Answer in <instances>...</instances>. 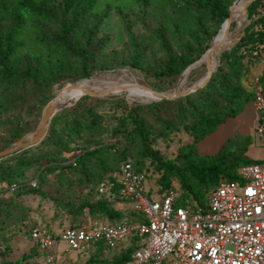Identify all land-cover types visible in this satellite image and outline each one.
I'll list each match as a JSON object with an SVG mask.
<instances>
[{
	"label": "trees",
	"instance_id": "16d2710c",
	"mask_svg": "<svg viewBox=\"0 0 264 264\" xmlns=\"http://www.w3.org/2000/svg\"><path fill=\"white\" fill-rule=\"evenodd\" d=\"M263 1L257 0L249 7L250 18L257 14L258 8L263 7ZM96 6V0H0V115L14 117L20 122V115L24 113L26 104V114L35 116L39 114L40 108L37 104L30 106V103L44 100L56 84L89 79L97 69H113V64L102 59L108 41L99 39V32L106 15L102 17L94 12ZM200 6L209 10L212 19L223 25L231 15L233 2L203 0ZM31 20H34V24L28 26ZM254 24L259 25L258 30H255ZM30 27L33 36L29 34ZM245 32L238 48L251 45L252 48L256 47L255 54L258 55L259 51L264 50V14L255 23L247 26ZM207 33L208 28L201 22L197 23L191 31L193 40L186 43L181 51H175L166 29L160 27L156 35L163 62L158 66V77H173L186 73L187 69L196 64L211 48L204 49L199 54L196 52L201 35ZM129 36L134 48L130 65L142 69L147 60V48L133 38L130 30ZM249 52L253 54L254 49ZM249 72L250 69L243 63L242 57H238L234 52L229 60L218 66L211 81L203 89L175 100L134 104L127 117L119 119V125L111 130L112 135L121 137L127 145L112 140L101 142L95 148H92V145L86 146L84 150L78 149L79 153L74 155V162L54 164L47 171L56 172L66 168L74 170L84 188L98 195L96 186L112 173L119 171L127 157L133 158L130 147L138 145L139 154L143 158H133L135 166L149 178L145 163L150 161L160 175L157 181L159 194L174 189L173 183L177 181L185 197L192 199L198 207L206 208L209 193L221 181H237L240 167L259 163L247 156V150L252 144L251 137L243 138V145L239 144L240 139L236 137L230 139L216 155L202 156L198 151L199 143L215 133L228 120L237 118L249 104H254L256 87H247L243 83V77ZM258 79L264 87V72ZM128 97L130 98L129 95ZM109 131L104 117L95 108L76 111L71 119L65 122L56 115L47 137L40 145L14 153L0 161V183L19 193L27 191L33 195L49 197L40 187L44 175L37 179L35 185L20 183L19 179L25 172L40 160V157H28L27 153L36 148L45 153L51 148L60 154L68 153L74 150L71 146L77 140L85 136L99 139ZM11 132L16 142L29 134L22 133L20 124L14 126ZM180 132L187 133L192 138V143L182 146L174 159H166L155 149L154 143L158 140L167 141ZM114 160L118 161L116 169L111 165ZM95 166L102 170L99 177L93 170ZM49 198L57 201L55 197ZM3 202L0 199V214ZM120 203L122 201L119 199L108 201L100 198L97 202L83 203L74 212L82 214L88 209L92 217L101 216L107 219V224L110 225L135 217L143 220L142 216L132 212L123 213L117 209L116 205H121ZM76 225L77 223H72L69 226ZM137 240L139 238L134 237L131 244L120 251V257L112 264L129 263L137 249ZM34 248L35 254H41L36 244ZM89 251L93 254L89 262L95 263L97 256L113 250L101 243L91 246L87 252ZM6 252H0V256L5 257ZM33 257L34 253H30L24 255L17 263L4 261L3 264L30 263ZM103 262L110 263L105 260Z\"/></svg>",
	"mask_w": 264,
	"mask_h": 264
},
{
	"label": "rangeland",
	"instance_id": "374dc122",
	"mask_svg": "<svg viewBox=\"0 0 264 264\" xmlns=\"http://www.w3.org/2000/svg\"><path fill=\"white\" fill-rule=\"evenodd\" d=\"M58 2L60 0H57ZM97 6L94 8L99 16H105L102 27L99 32V39L108 41L102 59L104 62L113 64V69H97L89 79L94 78L100 81H113L121 84H138L152 89L153 91L162 94H174L176 92L187 90L201 82L207 75V65L204 53L201 56L202 63H196V67L190 73H183L180 76L159 78L157 75L158 66L163 62V54L159 39L157 38V30L160 27L166 29L168 36L172 42L175 51L181 49L193 40L191 31L196 27L197 23L201 22L208 28V35L202 34L197 47V54L202 50L212 46L214 39L220 33L223 25L212 19L209 10L200 6L203 0H96ZM233 5L235 2L243 0H231ZM257 1V0H256ZM247 0L245 1V3ZM263 7L258 8L257 14L250 18L249 10L246 13L244 9L243 25H251L264 14ZM238 4L234 10L238 8ZM246 13V14H245ZM233 18V17H232ZM34 20H31L28 26H32ZM240 21H232L231 35L236 37L240 35L244 27L238 29ZM255 30L259 29V25L254 24ZM129 30L136 41L142 42L147 48L146 62L142 69H136L130 65L133 60L132 55L134 48L131 45ZM236 32V33H235ZM233 33V34H232ZM33 36L32 27L30 33ZM240 41L231 47L220 50L217 53L219 65L224 64L230 59L234 52L238 57H242L243 63L249 67L250 72L243 77V83L247 87H254L258 77L264 72V50L259 51L256 55V47L247 46L238 48ZM250 49H254V53L250 54ZM61 56V55H60ZM66 58V56H61ZM212 63V61H211ZM119 72V73H118ZM120 74V75H118ZM88 79V78H87ZM86 80L80 79L77 82L65 81L56 84L50 89L48 96L37 103L32 101L30 106L38 105L40 108L39 114L29 116L26 114L28 108L24 105V113L20 115L21 121L18 122L13 118L0 115V152L10 148L16 140H13L11 129L17 124L21 125L24 135L35 131L40 123L44 108L52 101L62 89L69 84H78ZM121 85L111 86L116 88ZM129 94L112 95L105 98L83 97L76 105L68 107L60 111L57 115L63 119V122L71 119L76 111H81L88 108H95L103 117L104 123L108 126L109 132H106L99 139L85 136L83 139L77 140L72 144L71 152L60 154L51 148L46 153L36 148L27 153L28 157L37 159L39 162L25 172L24 176L19 179L21 184L35 185L37 179L44 175L41 184V191L49 197L57 198L53 201L49 197L33 195L29 192L14 191L10 187H4L0 183V199L1 204L0 214V252L7 255L0 256V264L4 261H12L17 263L24 255L34 253L30 263L24 264H112L119 258L120 251H106L97 256L95 263H90L92 252L78 254L68 250L66 243L56 245L55 261L49 262L45 254H35L34 243L31 240L30 230L34 227L46 229L53 235L68 227L72 223H98L107 224V219L96 216L92 217L89 210H85L82 214H77L76 211L80 205L85 202H97L102 196L92 194L81 180L77 179L78 175L74 170L69 168L60 169L56 172L47 171L54 164H68L74 162V155L79 153L78 149L84 150L86 146L95 148L99 143H107L112 140L118 141L123 145L125 142L121 137L117 138L111 134V130L119 125V119L126 118L130 109L134 104L150 103L152 100L143 101L135 98L130 99ZM260 124V116L255 109L254 104H249L245 111L237 118L228 120L215 133L207 137L198 145L199 154L202 156L216 155L221 149L236 137L240 139L241 145L245 143L243 138L251 137L252 144L247 150L249 158L256 159L260 163H264V144L259 139L255 138L256 129ZM192 143V138L185 132L176 133L167 141L158 140L155 149L158 150L166 159H174L179 152V149ZM100 145V144H99ZM130 146L128 145L127 148ZM132 149V157L135 160L142 159L139 154V146L134 145ZM112 168L116 169L118 161L114 160ZM97 177L102 174L100 167H93ZM145 171L149 176V181L146 182V189H158L157 181L160 177L154 169L150 161L145 163ZM179 186L177 181H174L173 187ZM116 208L123 213H130L131 208L126 205H116ZM103 260L110 263H104Z\"/></svg>",
	"mask_w": 264,
	"mask_h": 264
},
{
	"label": "built area",
	"instance_id": "2783aa9c",
	"mask_svg": "<svg viewBox=\"0 0 264 264\" xmlns=\"http://www.w3.org/2000/svg\"><path fill=\"white\" fill-rule=\"evenodd\" d=\"M254 87L260 116L255 138L264 144V87L259 79ZM148 181L129 156L119 171L96 186L99 196L121 200L143 220L77 223L56 235L34 227L31 240L49 262L55 261L59 243L76 253L101 243L122 251L138 237L127 264H264V163L240 167L237 181H221L209 193L206 208L185 197L179 186L163 194L147 191Z\"/></svg>",
	"mask_w": 264,
	"mask_h": 264
},
{
	"label": "water",
	"instance_id": "95a60500",
	"mask_svg": "<svg viewBox=\"0 0 264 264\" xmlns=\"http://www.w3.org/2000/svg\"><path fill=\"white\" fill-rule=\"evenodd\" d=\"M255 1L256 0H248L246 3H244V9L246 13L248 12L249 7ZM240 3H241L240 1L235 2L234 5L231 7V12ZM231 25H232V14L223 24V27H226V31H225L223 38L220 39L219 41L216 40L221 33L220 31V33L214 39L211 48L205 55L207 71H208L206 77L201 82L194 85L193 87L187 90H184V91L176 92L174 94L166 95V94L153 91L152 89L142 86V85L122 84L121 86H118L116 88H100V89L86 90L85 92H83V94L80 95V97L77 100L67 101V102L62 101L56 104L58 99L61 98L63 92L69 89L70 87L74 86V84H69L65 86L62 89V91L58 93V95L46 105V107L44 108L38 128L35 131L24 136L22 139H20L18 142L12 145L10 148L4 151H1L0 161L3 158L10 156L14 153L40 145L47 137L54 117L60 111L68 107L76 105L83 97H108L112 95L131 94V93H134L135 91H142L143 93L148 94L151 97L152 101H164V100H175L181 97H185L187 95H190L192 93L199 91L200 89H203L209 84V82L211 81L214 73L217 71L218 66H219V62H217V64L215 65H212L211 58L214 55H216L220 50L236 45L245 36V33H246L245 29L247 28V25H243L244 27L243 32L236 37H232L231 35V31H230ZM203 61L204 60H201L198 63H202ZM197 64H194L190 68H188L186 73L188 74Z\"/></svg>",
	"mask_w": 264,
	"mask_h": 264
},
{
	"label": "bare ground",
	"instance_id": "6f19581e",
	"mask_svg": "<svg viewBox=\"0 0 264 264\" xmlns=\"http://www.w3.org/2000/svg\"><path fill=\"white\" fill-rule=\"evenodd\" d=\"M245 1L246 0H243L240 3L239 9L237 8L235 10L234 14L232 15V17H233L232 21H234V22L240 21V26L238 27V29H241L243 27L244 3H245ZM233 10H232L231 14L233 13ZM225 31H226V27H223L219 37L216 39L217 41H219L220 39L223 38ZM211 61H212V65L217 64V62H218L217 54L211 58ZM118 75H120V74H118ZM117 85H122V84L118 83V82H113V81H100V80H97L94 78L86 79V80H83V81L79 82L78 84L70 87L66 91H64L61 98L58 99L56 104H58L62 101L67 102V101L77 100L80 97V95L83 94V92H85L86 90L110 88L111 86H117ZM129 96L131 99L138 98V99H141L143 101L151 100V97L148 94L143 93L142 91H135L134 93L129 94Z\"/></svg>",
	"mask_w": 264,
	"mask_h": 264
},
{
	"label": "crops",
	"instance_id": "0c3cea01",
	"mask_svg": "<svg viewBox=\"0 0 264 264\" xmlns=\"http://www.w3.org/2000/svg\"><path fill=\"white\" fill-rule=\"evenodd\" d=\"M250 159H252V158H250ZM256 159H258V158H255V159H252V160H256Z\"/></svg>",
	"mask_w": 264,
	"mask_h": 264
}]
</instances>
